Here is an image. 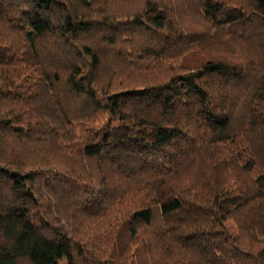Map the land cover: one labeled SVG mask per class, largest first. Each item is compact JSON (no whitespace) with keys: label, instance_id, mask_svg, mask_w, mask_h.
<instances>
[{"label":"trees","instance_id":"obj_1","mask_svg":"<svg viewBox=\"0 0 264 264\" xmlns=\"http://www.w3.org/2000/svg\"><path fill=\"white\" fill-rule=\"evenodd\" d=\"M114 2L0 0V264H264V0Z\"/></svg>","mask_w":264,"mask_h":264},{"label":"rangeland","instance_id":"obj_2","mask_svg":"<svg viewBox=\"0 0 264 264\" xmlns=\"http://www.w3.org/2000/svg\"><path fill=\"white\" fill-rule=\"evenodd\" d=\"M138 0H115V2H114V4H113V9L115 10L116 8L117 9H122L123 7L122 6H124V5H126V4H131V3H135V2H137ZM187 14V17L189 18V19H192V21L193 20H195L196 18H195V16H194V14L192 13V12H188V13H186ZM183 16V18H185V16H184V14L182 15ZM186 19V18H185ZM236 42H240V41H236ZM241 43V42H240ZM237 43H232V45H236ZM238 45V44H237ZM248 45V44H247ZM212 50L215 52V53H224V52H226L227 50H229V46H228V43H227V45H225V43L224 44H222V42H215V44H213L212 45ZM224 51V52H223ZM255 52V49L253 50L252 48H246L245 50H244V55L245 56H247V54H253ZM225 227H226V229L230 232V233H232L233 235H235L236 233H237V230H236V227H235V224H234V222L232 221V220H228V221H226L225 222ZM65 263V260H62V261H60V263L59 264H64Z\"/></svg>","mask_w":264,"mask_h":264}]
</instances>
